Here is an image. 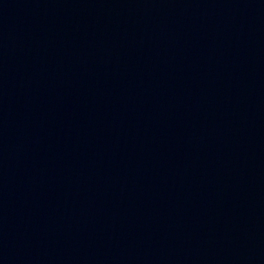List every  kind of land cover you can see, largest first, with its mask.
<instances>
[{
  "label": "water",
  "instance_id": "95a60500",
  "mask_svg": "<svg viewBox=\"0 0 264 264\" xmlns=\"http://www.w3.org/2000/svg\"><path fill=\"white\" fill-rule=\"evenodd\" d=\"M0 264H264V0H0Z\"/></svg>",
  "mask_w": 264,
  "mask_h": 264
}]
</instances>
